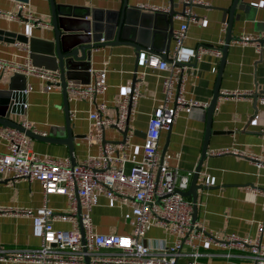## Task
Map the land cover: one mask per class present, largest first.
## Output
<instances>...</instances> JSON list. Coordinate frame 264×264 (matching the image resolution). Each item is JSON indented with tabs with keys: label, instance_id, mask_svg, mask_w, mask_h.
<instances>
[{
	"label": "crops",
	"instance_id": "crops-1",
	"mask_svg": "<svg viewBox=\"0 0 264 264\" xmlns=\"http://www.w3.org/2000/svg\"><path fill=\"white\" fill-rule=\"evenodd\" d=\"M127 1L128 4L138 7L141 5L168 7L169 4V0ZM199 1L190 7L194 20L187 25L183 44L189 47L197 45L212 47L220 43L223 45L225 29L222 30V13L223 9L230 5L231 0ZM241 1L250 7L246 13L239 9L234 11L239 19L232 22L231 36L237 38L242 34H253L262 37L264 35V0ZM54 2L57 5L63 4L61 5L63 10L82 14L85 8L119 9L122 0H54ZM172 2L175 4L172 16L174 30L182 21L177 16L182 8L180 0H172ZM17 3L18 0H0V10L17 11ZM251 3L258 5L254 7L250 5ZM142 11L153 13L145 9ZM29 13L38 18L43 26L30 24L27 20L9 21L0 17V59L20 62L29 58L28 47L21 41L22 36L33 38L38 45H40L39 41L46 42L53 39L50 0H27L24 14ZM160 13L155 15L158 21L156 28H161L166 19L167 12ZM152 20L153 18L149 15L138 13L134 21L148 28ZM262 43L261 51L256 53L252 43L229 42L219 80V92L238 89L256 91L260 94L264 91V41ZM163 44L164 41L159 36L155 44L145 50L156 55L155 50H159L161 54ZM172 49L173 40L170 41L166 53L168 59ZM219 59L205 53L200 59L186 63V79L181 92L185 100L209 102ZM90 65L92 70L100 72L106 90L98 95L92 104L85 99L68 100L69 122L74 136L71 152L68 144L50 139L67 137L62 88L46 91L45 82L42 79L33 75L26 76L27 92H23L16 98L10 119L19 124L23 121L30 122L32 132L41 136L30 137V149L39 157L70 158V160L74 158L77 164L88 155L98 153V140L90 138L88 112L94 109L96 104L104 101L107 104V115L112 119L116 118L118 104L130 91L132 85L133 73L137 65L135 50L123 44L99 47L92 51ZM213 66L216 67L215 72H211ZM137 70L144 71V77L139 98L133 108V117L129 120L128 132H133L129 151L140 159L150 114L163 96L161 84L166 72L148 66H137ZM12 74L3 72L0 68V90L8 88ZM77 78L69 81L87 84L93 80V74L82 73ZM174 86L176 87V84ZM253 105L252 98L225 99L221 96L216 101L210 120L206 152L218 149L228 151L219 155L206 154L201 163L196 183L206 187L197 190L195 222L205 231L212 232L214 239L218 242L222 241L227 234L234 233L251 240L257 239L264 246V210L260 205L264 168H257L251 158V156L264 158V102L258 96L255 107ZM204 126L203 108L183 106L177 112L170 125L164 150V153L171 156L167 164L174 167L177 174L193 171L200 155ZM4 128L0 125V129ZM165 137L166 128L160 131L159 156ZM122 139V133L113 126L104 129L102 141L116 144L115 142H121ZM5 150L4 140L0 137V152ZM11 175V172L0 174V206L36 208L44 203L43 189L38 181L19 180L9 184ZM207 177H214L212 185L204 184ZM47 199V206L61 215L72 212L67 196L50 194ZM91 202L92 221L96 232L132 233L130 202L125 201L119 204L97 191L93 192ZM76 208L78 209V202ZM53 227L69 230L72 225L65 218L54 220ZM145 237L164 239L167 244L173 239L172 235L155 226L145 233ZM39 243V238L32 235L30 217L0 214V249L12 251L18 248L36 247ZM200 248L207 256L201 258L198 264H247L246 258H235L229 261L221 259L217 254L222 249L214 243L202 241ZM233 253L241 254L237 250ZM0 264L34 263L7 260L0 261Z\"/></svg>",
	"mask_w": 264,
	"mask_h": 264
},
{
	"label": "built area",
	"instance_id": "built-area-1",
	"mask_svg": "<svg viewBox=\"0 0 264 264\" xmlns=\"http://www.w3.org/2000/svg\"><path fill=\"white\" fill-rule=\"evenodd\" d=\"M185 4L177 16L182 19L178 28L172 30L173 49L169 61L161 59L148 50H140L137 66L151 67L165 71L162 78V99L155 106L148 120L143 153L140 159L129 151L133 132H127L124 142L111 144L102 141L104 129L115 127L119 131L126 126V121L133 117V108L139 98L144 71L137 70L136 81L130 91L120 100L115 119L107 115V104L102 101L88 112L90 138L98 140V153L88 155L82 162L71 164L70 158H41L30 149V137L13 127L0 129L6 150L0 152V174L11 172L9 184L19 180L38 181L43 189L44 203L36 208L0 206V214L27 216L32 220V235L39 238L36 247L15 250L0 249V261H28L34 264H198L207 256L200 248V243H214L222 250L218 257L225 261L246 258L247 264H264V246L259 241L247 237L227 234L222 241L214 239V234L200 228L192 221L190 199L181 196L178 191L186 190L192 171L177 174L174 167L167 164L170 154L158 155L160 131L172 123L177 112L183 107L204 108L207 103L185 100L182 95L186 79L185 65L209 53L220 58L222 43L217 45H197L189 47L183 44L189 22L194 20L190 7L199 0H180ZM250 5L256 7L257 3ZM141 9L152 12H167L168 7L141 5ZM26 3L18 1L17 11L0 10V17L9 21L27 20L30 24L43 23L30 13L25 15ZM225 22H222V30ZM235 42L252 43L259 53L262 49V37L242 34ZM233 41V42H234ZM177 63H185L182 66ZM0 68L6 73H21L25 76H37L45 82L46 91L60 88L59 70H50L32 64L29 58L23 61L0 59ZM216 67L211 68L215 72ZM93 80L87 84L68 81L66 91L68 100L85 99L91 104L103 94L106 85L99 71L89 69ZM176 84V87L174 86ZM27 92V89L24 90ZM255 92L247 90H223L220 95L227 98L251 99ZM220 96V97H221ZM264 102V91L259 95ZM26 107V104H24ZM130 109V111H129ZM20 126L32 131V125L23 121ZM226 149L207 151L208 155H219ZM257 168H264V158L251 156ZM214 177H207L205 185H212ZM255 191L254 189H252ZM77 192L81 212L77 215ZM99 192L119 204L130 202L132 214L131 234L98 233L92 221L93 192ZM50 194L65 195L69 199L72 212L61 215L47 206ZM261 208L264 210V185L260 189ZM68 219L72 228L59 230L53 227V221ZM163 229L173 236L170 243L164 239H150L145 233L151 227ZM84 244L82 243V233ZM241 254H234L233 251ZM89 258V263L86 262Z\"/></svg>",
	"mask_w": 264,
	"mask_h": 264
},
{
	"label": "water",
	"instance_id": "water-1",
	"mask_svg": "<svg viewBox=\"0 0 264 264\" xmlns=\"http://www.w3.org/2000/svg\"><path fill=\"white\" fill-rule=\"evenodd\" d=\"M18 1L27 3V0ZM50 4V24L53 31V39L46 42L39 41L40 45H38L33 38H26L25 36H22L21 41L27 45L29 59L33 65L50 70H59L60 72V87L62 88L64 96L63 109L66 116L67 137L62 139H50L68 144L69 150L71 152L74 136L71 133V125L69 122L68 96L66 91L67 82L69 80L78 79V75L82 73H88L90 75L89 69L91 68L90 64L92 51L99 47L114 46L118 44L128 45L135 50L136 62H138L139 51L154 45L155 40L161 36V39L164 41V48L162 49L163 53L160 54L159 50H155V53H157L161 59L169 61L166 53L169 48V43L172 40V16L174 15L173 7L175 4L172 2V0H169L168 10L167 13H165L166 19L162 26L163 28L155 27V25L157 26L158 23V21H156L157 17H155V15L161 14L160 12H143L140 7L128 4L127 0H122L119 9L99 10L96 8H85L82 14H74V12L63 10V4L57 5L55 4L54 0H50ZM184 7L185 4L181 3V8L183 9ZM249 7L250 6L248 4H245L241 0H231L230 5L223 9L222 22H225L226 28L223 45L220 48L221 56L218 63L211 98L207 105L203 108V112L205 114V126L200 155L192 171L186 190L178 191L181 196L186 197L191 201V216L193 222L196 221L197 190L206 187L197 184L196 181L200 171L201 163L206 156V146L208 136L210 134L211 116L215 108L216 101L218 97L221 96L218 89L220 75L226 55V48L230 41H234L236 39V37H233L230 34L232 22L239 19L238 14L234 13V11L239 9L246 13ZM138 13L147 14L153 18L148 28L147 26L142 27L139 22L134 21L136 20ZM184 64L185 63H177L176 65L182 66ZM136 71L137 65L133 73L131 89L136 81ZM25 89L26 76L21 73H13L10 76L8 88L6 90H0V125L21 130L29 137H41L38 134L33 133L31 130H25L20 126L19 123L10 119V114L13 112L16 98L22 95ZM260 94L255 91V93L252 95L254 107L256 99ZM128 124L129 116L126 121L125 128L120 131L123 135L121 142H124L126 134L129 130ZM170 125L171 123H169L166 128V137L160 152V158L166 148ZM42 138L47 139L45 137ZM71 164H76L74 158H71ZM75 197L78 202L77 215L80 217L81 204L76 191ZM81 233L82 243L84 244V235L82 229ZM85 260L89 263L88 257H86Z\"/></svg>",
	"mask_w": 264,
	"mask_h": 264
}]
</instances>
